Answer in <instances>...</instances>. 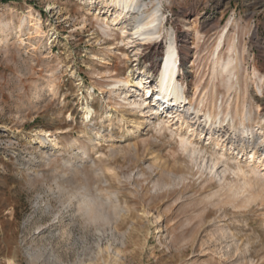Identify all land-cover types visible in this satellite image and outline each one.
I'll return each instance as SVG.
<instances>
[{
	"label": "rangeland",
	"instance_id": "1",
	"mask_svg": "<svg viewBox=\"0 0 264 264\" xmlns=\"http://www.w3.org/2000/svg\"><path fill=\"white\" fill-rule=\"evenodd\" d=\"M162 12L159 32L177 36L194 106L204 94V110L226 103L211 49L227 26L242 79L253 68L264 76V0H166ZM114 15L105 0H0V264H264V198L233 193L253 170V145L228 150L241 136L189 111L202 132L196 158L184 126L130 104L138 93L115 82L148 70L165 39L141 46L129 30V43ZM231 96L233 112L264 118V94ZM256 151L264 160V142ZM83 194L101 219L80 212Z\"/></svg>",
	"mask_w": 264,
	"mask_h": 264
},
{
	"label": "bare ground",
	"instance_id": "2",
	"mask_svg": "<svg viewBox=\"0 0 264 264\" xmlns=\"http://www.w3.org/2000/svg\"><path fill=\"white\" fill-rule=\"evenodd\" d=\"M89 1L93 3L95 0ZM105 2L115 9V15L112 17L110 23L112 25H121L120 30L125 37L124 40L128 39L129 43L134 42L132 41L134 37H128L127 35L129 30L133 31L130 34L131 36L138 37V39L141 40V46L145 45L146 42L150 44L160 37L165 39V53L160 51L158 41L152 46L154 58L148 70L142 71L139 68H132L128 72L127 77L118 79L114 86L121 89L133 88L140 97L139 100H131L129 102L135 107L142 109L147 106L151 112L163 111L169 114L167 117L176 120L181 126H184L185 133L181 138V143L183 148L191 152L193 157L196 156L197 158L198 155L204 153L199 147L194 146L196 145L194 144L196 141L193 139V137L200 136L202 132L194 128L197 122L188 120L190 117H185V113L193 111L197 120L198 117L202 115L203 122L209 127L215 125L220 127L227 124L234 130V134L241 136V138L237 140L238 142L235 140L230 141L231 146L228 150L238 149V152L243 153L249 145L252 144L253 150L250 158L255 160L253 170L250 171V173L248 171H243L238 165V170L243 171L245 182L243 186L235 189L233 193L235 196H240V194L248 190V187L250 194L247 196L244 193L247 196L244 195V202L254 201L258 197L264 198V180L258 178L260 173L258 174L257 171L259 170H256V168L264 166L263 154H257L256 151L258 145L264 142V118L262 119V116H254V112L250 106L245 107L244 110L238 107L235 112H233L231 99L232 94L238 98L242 97L243 93L249 96L250 87L253 88L257 94L263 95L264 76L260 75L257 70L253 68L246 75L245 80L242 79V63L245 56L242 57V52L239 49V37L234 34L226 44L230 29L227 26L219 34L217 41L211 49L212 82L214 83L216 79L221 77L219 79H222V84L226 88L227 99L225 105H222V103L220 105L214 104L207 110H204L203 107L205 105L206 94L197 101L198 106H194L195 97L186 94V88L183 81H181V75L184 73L182 69L183 51L178 43L177 36H175V34L167 36V34H160L159 32L158 25L160 24V26H162L163 20L165 19V15L162 11L166 0H105ZM200 16L199 14L198 17ZM106 22L108 24L109 21ZM136 51H140V48L137 47ZM130 92L131 90L126 92V96H128ZM84 108L86 118L91 119L93 117L94 108L91 105H86ZM250 122H254L256 125L253 124V126H251ZM258 134L259 138L262 139L260 142H257L256 135ZM213 141L216 145H222L223 148H225L222 139L214 138ZM215 159L213 164H216L215 161L219 160L217 157ZM256 188L259 189L261 193L257 194L255 191ZM62 190L64 189L62 188ZM241 196H243V194ZM81 199L79 205L80 212H83V214H93L95 221L104 216L100 213L102 211L95 208L96 203L89 197V194L84 195Z\"/></svg>",
	"mask_w": 264,
	"mask_h": 264
},
{
	"label": "trees",
	"instance_id": "3",
	"mask_svg": "<svg viewBox=\"0 0 264 264\" xmlns=\"http://www.w3.org/2000/svg\"><path fill=\"white\" fill-rule=\"evenodd\" d=\"M1 1H6V0H1Z\"/></svg>",
	"mask_w": 264,
	"mask_h": 264
}]
</instances>
